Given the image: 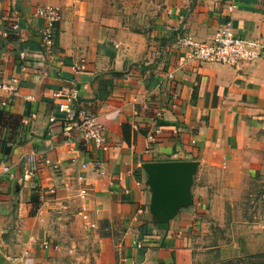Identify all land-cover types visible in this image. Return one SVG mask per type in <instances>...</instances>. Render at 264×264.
Returning <instances> with one entry per match:
<instances>
[{
  "label": "crops",
  "instance_id": "obj_1",
  "mask_svg": "<svg viewBox=\"0 0 264 264\" xmlns=\"http://www.w3.org/2000/svg\"><path fill=\"white\" fill-rule=\"evenodd\" d=\"M49 5L63 11L52 61L35 15ZM228 22L264 38V0H0V85L19 88L0 90V264H67L68 239H90L98 264H191L202 221L264 182V54L180 62V38ZM60 90L98 117L107 151L65 131ZM184 161L198 163L194 204L160 224L144 165Z\"/></svg>",
  "mask_w": 264,
  "mask_h": 264
},
{
  "label": "built area",
  "instance_id": "obj_2",
  "mask_svg": "<svg viewBox=\"0 0 264 264\" xmlns=\"http://www.w3.org/2000/svg\"><path fill=\"white\" fill-rule=\"evenodd\" d=\"M232 10L233 7L230 8V11ZM35 15L44 21L41 44L46 56L52 61L55 53V28L63 19L62 8L53 5L39 7ZM14 28L17 29V26H14ZM178 46L185 49L180 58L182 64L218 63L234 67L241 62H255L264 54V38L258 40L239 38L229 22L218 29L213 37L207 41L182 37L178 40ZM22 56H25V54H22ZM0 90L10 96L17 95L19 91L17 81H14L13 84H1ZM53 98L62 101L59 103L58 109L60 113L65 115V131L67 133L78 134L86 143H94L100 151L108 150L109 145L105 128L98 117L87 109L72 106V102L77 99L75 91H55ZM149 140H153L152 135ZM94 165L97 167L98 163ZM3 170L8 172L9 169L4 167ZM82 193L84 194V192ZM82 214L83 220L89 221L86 211H83ZM89 225L94 228L91 223Z\"/></svg>",
  "mask_w": 264,
  "mask_h": 264
},
{
  "label": "rangeland",
  "instance_id": "obj_3",
  "mask_svg": "<svg viewBox=\"0 0 264 264\" xmlns=\"http://www.w3.org/2000/svg\"><path fill=\"white\" fill-rule=\"evenodd\" d=\"M226 206L220 215L209 216L198 226L189 251L191 264H264V182H253L243 198ZM84 233L85 239L95 237L93 231L84 229ZM81 240L84 244L79 247L68 239L66 247L70 244L67 248L73 253L68 252L64 261L98 264L92 255L93 242Z\"/></svg>",
  "mask_w": 264,
  "mask_h": 264
},
{
  "label": "water",
  "instance_id": "obj_4",
  "mask_svg": "<svg viewBox=\"0 0 264 264\" xmlns=\"http://www.w3.org/2000/svg\"><path fill=\"white\" fill-rule=\"evenodd\" d=\"M198 163L152 162L144 165L150 190V211L156 220L169 225L181 209L194 204L191 193Z\"/></svg>",
  "mask_w": 264,
  "mask_h": 264
},
{
  "label": "trees",
  "instance_id": "obj_5",
  "mask_svg": "<svg viewBox=\"0 0 264 264\" xmlns=\"http://www.w3.org/2000/svg\"><path fill=\"white\" fill-rule=\"evenodd\" d=\"M5 116L6 115L3 112H0V131L2 130V127H3L2 125L4 124L3 123V120H1V117H4L5 118Z\"/></svg>",
  "mask_w": 264,
  "mask_h": 264
},
{
  "label": "bare ground",
  "instance_id": "obj_6",
  "mask_svg": "<svg viewBox=\"0 0 264 264\" xmlns=\"http://www.w3.org/2000/svg\"><path fill=\"white\" fill-rule=\"evenodd\" d=\"M93 228V227H92Z\"/></svg>",
  "mask_w": 264,
  "mask_h": 264
}]
</instances>
